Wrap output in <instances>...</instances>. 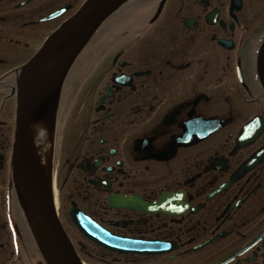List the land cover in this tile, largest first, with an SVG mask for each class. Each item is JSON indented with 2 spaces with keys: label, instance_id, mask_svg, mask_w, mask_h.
<instances>
[{
  "label": "flooded vegetation",
  "instance_id": "1",
  "mask_svg": "<svg viewBox=\"0 0 264 264\" xmlns=\"http://www.w3.org/2000/svg\"><path fill=\"white\" fill-rule=\"evenodd\" d=\"M78 2L0 0V264H48L17 199L16 115L4 112L16 113L19 68L61 22L31 41ZM101 30L65 80L54 163L63 137L70 205L165 250L97 255L264 264V0H130Z\"/></svg>",
  "mask_w": 264,
  "mask_h": 264
},
{
  "label": "water",
  "instance_id": "2",
  "mask_svg": "<svg viewBox=\"0 0 264 264\" xmlns=\"http://www.w3.org/2000/svg\"><path fill=\"white\" fill-rule=\"evenodd\" d=\"M129 0H86L43 43L18 77V108L12 154L13 182L19 202L34 222L35 236L48 264H85L58 218L50 179L30 148L28 127L43 121L53 152V132L65 77L101 25ZM264 58V43L260 50ZM48 63L49 68L44 69ZM70 209L78 229L96 244L119 253H159L164 245L117 236L76 207Z\"/></svg>",
  "mask_w": 264,
  "mask_h": 264
},
{
  "label": "rangeland",
  "instance_id": "3",
  "mask_svg": "<svg viewBox=\"0 0 264 264\" xmlns=\"http://www.w3.org/2000/svg\"><path fill=\"white\" fill-rule=\"evenodd\" d=\"M83 1L84 0H79L77 7ZM74 11L75 10L73 9L71 12L68 13V15L73 13ZM62 19H63V17L61 19H59V20L53 21L52 23H54V24H51L50 26L46 27V29L44 28L43 30H41L42 32L40 31V34H39L38 38L32 40L31 42H33L34 44L40 42L41 39H43L44 36H46V34L48 32H50L53 28H55V26H57L62 21ZM43 31H44V34H43ZM102 32L103 31L101 30L98 33V35L96 36V39L92 42V44L93 43L95 44L96 41H97V43H101V38L102 37L100 35H101ZM4 69L5 68L0 67V70H4ZM1 99L2 98L0 96V103L2 102ZM14 111H15L14 110V106H12V108H11V106H9V107L6 108V111L4 112V114H5V116L7 115V116H11L13 118L14 114H15ZM7 118H9V117H7ZM60 142L62 144L61 145V150H60L61 151L60 155L62 154L63 156L62 155L61 156H56L57 157V162L55 163V169L54 170H55V172H56V170L58 172L57 195H58L59 201H60V213H61L60 216H61V219H62L64 225L66 226L70 236L73 238L74 243L76 244L77 248H79L82 251V255L81 256H82L83 260L86 262V264H106V263H104L101 260L102 256L101 255H97V252L99 251V249L97 247H95L93 244L88 243V242H86L84 240V238L79 234V232L76 229V227L71 223V221L69 219V216L67 214L68 209L70 207V201L68 199V193H69V189L68 188L69 187L67 186V187L63 188L62 185H61V182H62V179H63V176H64L63 174H64V171H65V169H64V163H65V161H64V153L62 151V148L64 149V146H65V139L62 137ZM57 165H58V167H57ZM8 177H9V173L7 172L6 173V178L8 179ZM6 187H7V184L5 185V188ZM2 199H3V201H2ZM6 203H7V199H6V195L4 193L3 197L0 198V206H3V208H4ZM24 223L29 226V223L27 222V220L25 218H24ZM87 252H90V253L92 252L93 254L90 255ZM120 264H137V263L129 262V261H127V262L122 261V262H120Z\"/></svg>",
  "mask_w": 264,
  "mask_h": 264
},
{
  "label": "bare ground",
  "instance_id": "4",
  "mask_svg": "<svg viewBox=\"0 0 264 264\" xmlns=\"http://www.w3.org/2000/svg\"><path fill=\"white\" fill-rule=\"evenodd\" d=\"M46 68H49L48 63L44 64V69ZM28 132L31 151L39 162L40 168L46 178L51 179L53 177L51 169V151L48 140V132L43 125V121H35L30 124ZM31 219H33L32 216Z\"/></svg>",
  "mask_w": 264,
  "mask_h": 264
}]
</instances>
